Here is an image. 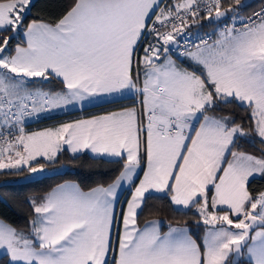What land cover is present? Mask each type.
Segmentation results:
<instances>
[{
    "label": "snow or ice",
    "instance_id": "1",
    "mask_svg": "<svg viewBox=\"0 0 264 264\" xmlns=\"http://www.w3.org/2000/svg\"><path fill=\"white\" fill-rule=\"evenodd\" d=\"M31 6L32 0H0V170L42 172L38 158L52 162L65 145L72 153L119 158L123 168L107 187L85 192L62 184L33 201L28 233L0 225L6 264H264V191L253 195L248 188L251 178H264V147L257 157L237 144L254 133L264 146V8L244 18L242 0L227 8L223 0H180L149 24L157 0H74L55 24H25ZM230 13L232 23L214 41L201 39L181 53L201 66L199 75L168 55L189 15L196 23ZM173 16L179 26L173 22L168 30ZM21 29L26 46L12 49ZM149 35L155 40L140 58L137 48ZM34 78L57 79L63 88L33 90ZM126 92L142 96L139 107L30 135L20 126L34 113ZM220 103L246 105L249 127L209 115ZM15 128L19 135L11 139ZM145 159L143 179L121 212L123 228L114 234L117 190L133 182ZM151 190L170 196L174 210L195 206L206 226L202 243L187 227L161 232L158 220L137 226Z\"/></svg>",
    "mask_w": 264,
    "mask_h": 264
},
{
    "label": "trees",
    "instance_id": "2",
    "mask_svg": "<svg viewBox=\"0 0 264 264\" xmlns=\"http://www.w3.org/2000/svg\"><path fill=\"white\" fill-rule=\"evenodd\" d=\"M164 1H168L169 5L173 7L176 3L180 2V0H163L162 3ZM257 1L258 0H254L252 3L245 5L244 0H242L243 7L241 10H250L256 5ZM231 2L232 0H226L223 2V6L227 8L228 4ZM73 3L74 0H32V6L27 14L25 24L32 20L55 24L66 14ZM215 24L216 21L213 19H200L195 23L197 29L200 31H206ZM24 42L23 29H21L18 33L14 34L10 47L14 49L17 44H24ZM179 56L173 58L176 59L180 66L187 67L197 74H200V66L192 65L189 62L185 63L183 59H179ZM34 81L35 82L31 84L33 90L40 89L45 92H51L52 90L53 92L57 89L60 91L63 88L61 82L54 78H49L47 81L43 82H40V78H34ZM126 100L113 101L98 107L85 109L84 115L108 111L119 105L128 104ZM73 114L74 113L69 115L73 116ZM208 114L215 116L227 115L233 118L236 123L243 124L246 129L249 127L250 110L247 109L246 105L241 107L238 103L230 105L220 103L214 111H209ZM72 116L68 118H73ZM49 120L29 123L28 131L47 125L48 122H50ZM259 140L260 138L258 136L254 133H250L247 137L237 141L238 150L260 156V150L264 146L260 144ZM40 162L43 163L45 167H58V169L43 174L40 177L27 180L21 179V177L28 172L26 168L18 173L15 170L11 173H9L8 170L0 171V220L6 222L17 231H23L25 233L31 231L32 226L30 221L36 216L32 202L36 201L40 203L55 185L70 180L76 182L82 190H88L96 186H106L116 179L123 168V160H119V158L108 159L100 156H92L87 151L72 153L67 149L60 151L52 162L44 161L42 158ZM248 188L253 195L263 191L264 178H251ZM146 197L138 212V225H142L151 218L161 220L162 231L166 230L169 225H185L189 228L190 234L198 242H203L206 226L202 221H199V214L195 206L189 209L179 208V210H174L176 206L171 204L170 196L166 193H149L146 194ZM121 206L120 212L123 209V204ZM7 259L8 257L4 254L0 255V264H6ZM240 259L246 262V259Z\"/></svg>",
    "mask_w": 264,
    "mask_h": 264
},
{
    "label": "crops",
    "instance_id": "3",
    "mask_svg": "<svg viewBox=\"0 0 264 264\" xmlns=\"http://www.w3.org/2000/svg\"><path fill=\"white\" fill-rule=\"evenodd\" d=\"M162 1L163 0H157L158 5H160L162 3ZM157 8L158 7L155 8V11H156ZM154 12L151 14V17L154 14ZM41 22L48 23V22H45V21H41ZM48 24H51V23H48ZM23 38H24V41L25 42H24V44H20V45L21 46H26V38L24 37V35H23ZM184 58L187 59L188 57L187 56H184ZM173 60L182 69L192 72V70L188 69L187 67L180 66L177 63L176 59L173 58ZM189 61H190L189 62L190 64L197 65L195 62H193L191 60H189ZM143 79H144V77H143V70H142V66H141V72H140L141 86L143 84ZM59 82H61V81H59ZM61 84H62V82H61ZM58 91H59L58 89L57 90H54L53 93L58 92ZM51 92H52V90H51ZM138 99H142V96L141 97H138L135 93H128V92H126L122 97L103 96V97L97 98L96 100L92 101L91 103L85 102L83 105H80V104H76L74 106L73 105H70L71 107L68 110L54 109V110H50V111H43V112H40V113H34L32 116H28L27 117V121H28V123H36V122L38 123V122H40L42 120H49V119H51V120H49L50 122H48L47 125L34 128V130H37L38 131V130H42L44 128H55V127H58L61 123L72 122V121L78 120V119H90V118H92L93 116H96V115L106 114V113L111 112V111H119V110H122L123 108L133 107L134 105L136 107H139ZM120 100H126V101H128V104L119 105L118 107H116L114 109H111V110H108V111H101V112H97V113H92V114L84 115V113H85L84 110L85 109H89V108H93V107H98V106H100L102 104H105V103H110V102H113V101H120ZM124 103H126V102H124ZM72 113H74L73 116L72 115H69V114H72ZM69 116L70 117L72 116L73 118H68ZM57 117H60V118H57ZM34 132H36V131H32L31 133H27V134L30 135V134H32ZM63 149H67V145H65L63 147ZM82 151H87L92 156H100V157H104V158H108V159H114V158H116V157H108L106 155L105 156H101L99 154H94L90 150H82ZM247 153H249V152H247ZM249 154H251V153H249ZM252 155H254V154H252ZM255 156L259 157L258 155H255ZM145 167H146V160L143 163V167L137 169V172H136V174H135V176L133 178V182H131V183L122 182L121 186L117 190V198H116V201L114 203V212L116 213V220L114 222V229H113V233L114 234H115L116 228H120V229L123 228V220H122V215H121V212L122 211L120 212V208L122 207L121 205L123 204V209L122 210H126L127 209V201L129 199H131V194H132V191H134L135 186L139 184V182H140L141 179H143V170H144ZM256 177H259V176H256ZM62 184H74V185L78 186V184L76 182L68 180V181H64V182H61V183L55 185L52 189H50V191L48 193H50L53 189L57 188L59 185H62ZM107 186L108 185H106L104 187H107ZM93 188H95V187H93ZM80 190H82V189H80ZM89 190L90 189H88V190H82V191L87 192ZM150 193H157V192H155V190H151ZM210 200H211V194H209V202H210ZM180 209H184V208L181 206ZM139 210L140 209H138V212H139ZM218 214H223V212L221 211ZM233 219H235V218H233ZM153 220H158V221L161 222L160 219L151 218V219H148L147 221H145L142 225H138V223H137V226L140 227V228H143L146 225V223H148L149 221H153ZM0 225L13 228L12 226H10L9 224H7L6 222H4L2 220H0ZM172 227H187V226H185V225H174ZM160 230H161V223H160ZM167 231H168V228L166 230H164V231L161 230V232H167ZM2 254H4L3 251H0V255H2ZM241 258L246 259V257H241Z\"/></svg>",
    "mask_w": 264,
    "mask_h": 264
},
{
    "label": "built area",
    "instance_id": "4",
    "mask_svg": "<svg viewBox=\"0 0 264 264\" xmlns=\"http://www.w3.org/2000/svg\"><path fill=\"white\" fill-rule=\"evenodd\" d=\"M224 1L226 0H223V2ZM170 6L173 7L172 5H169L168 1H164L163 3H161L159 7L156 9V11L154 12V14L152 15V18L149 20L148 23L149 24L152 23V20L155 19V15L158 14L161 11V9H167ZM262 8H264V0H258L256 5L253 6L250 10L242 11L240 9L239 16L247 18L251 16L253 13L260 12ZM201 14L204 16L207 15V13L203 11V9H201ZM232 15L234 14L230 13L228 18L226 19L224 18L220 21H217L213 27H211L210 29L206 31L198 30L195 23H192L191 16L189 15L188 25L184 28V31L181 33V35L176 37L178 41V45L177 44L169 45L168 47L170 51L168 55L171 57H175V56L181 55V53L184 52L186 49L187 50L194 49L195 46L200 43L201 39H206L209 42L213 41L218 31H220L224 27L225 23H228V24L232 23V20H231ZM173 22L179 26V21L175 19V16H173L172 18H170L168 30H171V25ZM156 27L160 31L165 30L159 24H157ZM154 40H155L154 35H149V36H146V38L142 39L141 46L137 48V52H136L137 56L141 57V54H144V48L147 47L150 42H154ZM189 45H191V48H189ZM28 125L29 123L27 121V117H24L20 125L24 128V134L28 132V129H29ZM17 135H19V131H18V128H15L12 130L10 138L15 139Z\"/></svg>",
    "mask_w": 264,
    "mask_h": 264
},
{
    "label": "rangeland",
    "instance_id": "5",
    "mask_svg": "<svg viewBox=\"0 0 264 264\" xmlns=\"http://www.w3.org/2000/svg\"><path fill=\"white\" fill-rule=\"evenodd\" d=\"M219 32V31H218ZM218 34V33H217ZM217 34H216V36H215V38H214V40L217 38ZM213 40V41H214ZM212 42V41H211ZM211 42H209V43H211ZM191 50H194V49H191ZM143 55L144 54H141V58L143 57ZM171 57V56H170ZM171 59L173 60V57H171ZM179 59H183L184 60V62L186 63V62H190L189 60H191L190 58L187 60V59H185L184 58V55H180L179 56ZM192 61V60H191ZM160 63H162L163 62V58L159 61ZM194 62V61H193ZM71 106L69 105V106H67L66 108H62L63 110H68L69 108H70ZM197 127H198V124L196 125ZM45 129H49V128H44V129H42V130H29L27 133H31L32 131H36V132H41V131H44ZM25 134V135H28V134ZM5 159H7V157H5ZM38 159H41V158H38ZM146 160V159H145ZM143 167V164H142V166H141V168ZM56 169H58V167H45L44 168V170L42 171V172H37V173H29V172H27L26 174H24L22 177H21V179L22 180H27V179H32V178H36V177H40V176H42L43 174H47V173H50V172H53V171H55ZM1 171V170H0Z\"/></svg>",
    "mask_w": 264,
    "mask_h": 264
},
{
    "label": "water",
    "instance_id": "6",
    "mask_svg": "<svg viewBox=\"0 0 264 264\" xmlns=\"http://www.w3.org/2000/svg\"><path fill=\"white\" fill-rule=\"evenodd\" d=\"M253 1H254V0H244V4H245V5H248V4L252 3ZM222 19H224V18H222ZM222 19H221V20H222ZM214 21L217 22V20H215V19H214Z\"/></svg>",
    "mask_w": 264,
    "mask_h": 264
}]
</instances>
